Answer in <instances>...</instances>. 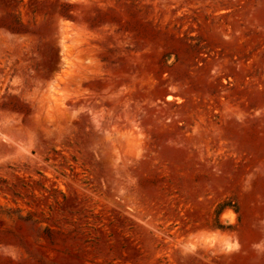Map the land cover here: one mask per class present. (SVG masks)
<instances>
[{"label":"rangeland","instance_id":"1","mask_svg":"<svg viewBox=\"0 0 264 264\" xmlns=\"http://www.w3.org/2000/svg\"><path fill=\"white\" fill-rule=\"evenodd\" d=\"M0 264H264V0H0Z\"/></svg>","mask_w":264,"mask_h":264}]
</instances>
